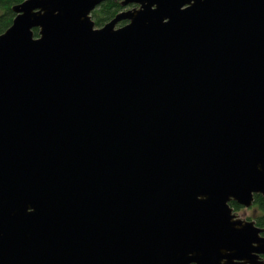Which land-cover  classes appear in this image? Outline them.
<instances>
[{"label": "water", "instance_id": "1", "mask_svg": "<svg viewBox=\"0 0 264 264\" xmlns=\"http://www.w3.org/2000/svg\"><path fill=\"white\" fill-rule=\"evenodd\" d=\"M107 1L0 35V264H264V0Z\"/></svg>", "mask_w": 264, "mask_h": 264}, {"label": "trees", "instance_id": "2", "mask_svg": "<svg viewBox=\"0 0 264 264\" xmlns=\"http://www.w3.org/2000/svg\"><path fill=\"white\" fill-rule=\"evenodd\" d=\"M23 2L24 0H0V35L13 25L14 18L17 15L13 12V7ZM123 9L124 7L121 6L120 2L109 0L99 5L92 13V17L95 20L97 27L104 26L108 21L114 19V17ZM34 31L37 35L39 34L38 29ZM255 198V210L249 219H252L253 221L256 220L257 225L264 228V196L256 195ZM232 205L237 212L241 211L240 209L243 208L236 202H233Z\"/></svg>", "mask_w": 264, "mask_h": 264}, {"label": "flooded vegetation", "instance_id": "3", "mask_svg": "<svg viewBox=\"0 0 264 264\" xmlns=\"http://www.w3.org/2000/svg\"><path fill=\"white\" fill-rule=\"evenodd\" d=\"M118 2L121 3V1H118ZM121 6H122V4H121ZM135 6H136V5H129L128 7H124V9H123L122 11H126V10H128V9H133V8H135ZM122 7H123V6H122ZM122 11H121V12H122ZM126 23H127V22L124 21V23L122 22L120 25H124V24H126ZM255 196H256V195H255ZM261 196H262V195H261ZM263 196H264V195H263ZM232 203H233V202H232ZM254 204H255V203H254ZM254 204H253V206H252L253 208L255 207ZM240 206H241V205H240ZM242 207L245 208L244 206H242ZM252 207H251V208H252ZM243 208L240 209V210H243ZM246 209H249V208H246ZM234 210H235V208H234ZM235 211H236V210H235ZM236 212H237V211H236ZM237 213H238V212H237ZM238 215H239V217L242 218V219L244 218V219H247V220H252V219H249L251 215H249V216H246V215L241 216V214H239V213H238ZM252 221H253V220H252Z\"/></svg>", "mask_w": 264, "mask_h": 264}, {"label": "rangeland", "instance_id": "4", "mask_svg": "<svg viewBox=\"0 0 264 264\" xmlns=\"http://www.w3.org/2000/svg\"><path fill=\"white\" fill-rule=\"evenodd\" d=\"M254 210L255 209L253 207L249 209L243 208V210L239 211L238 213L241 214V216L243 215L249 216L254 212Z\"/></svg>", "mask_w": 264, "mask_h": 264}]
</instances>
